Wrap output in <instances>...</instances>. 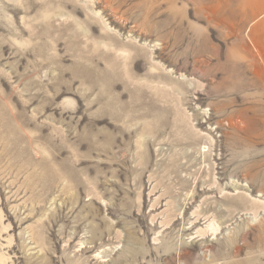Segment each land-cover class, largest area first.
Masks as SVG:
<instances>
[{"label":"rangeland","instance_id":"1","mask_svg":"<svg viewBox=\"0 0 264 264\" xmlns=\"http://www.w3.org/2000/svg\"><path fill=\"white\" fill-rule=\"evenodd\" d=\"M252 6L0 0V264H264Z\"/></svg>","mask_w":264,"mask_h":264},{"label":"bare ground","instance_id":"2","mask_svg":"<svg viewBox=\"0 0 264 264\" xmlns=\"http://www.w3.org/2000/svg\"><path fill=\"white\" fill-rule=\"evenodd\" d=\"M252 8H254V9H256L255 10V12H253L255 15H254V21H255V18L256 17H258V16H261V14H264V0H252ZM258 27V26H257ZM252 30H254V34H253V37L254 36H257V33H258V31H255L256 29H252ZM256 33V34H255ZM251 39V38H250ZM249 39V40H250ZM251 42V41H250ZM247 44H249V43H247ZM253 44V43H252ZM259 44V43H258ZM246 45V44H245ZM244 45V46H245ZM131 46V45H130ZM243 46V47H244ZM253 46H255L254 44H253ZM251 48H253V47H251ZM258 48V47H257ZM130 49H133V48H130ZM254 50V49H253ZM244 51H246V50H244ZM257 51V50H256ZM118 54V53H117ZM255 56V55H254ZM259 56V55H258ZM260 56H262V55H260ZM113 57V56H112ZM251 57V56H250ZM264 57V56H263ZM122 59V58H121ZM262 59V58H261ZM259 60V59H258ZM258 60H255L256 62H258ZM261 62V61H260ZM255 63V62H254ZM250 64V63H249ZM256 65V64H255ZM261 67V66H260ZM115 68V67H114ZM113 68V69H114ZM260 70V69H259ZM256 72V71H255ZM259 73V72H258ZM248 74V73H247ZM260 74V73H259ZM257 75V74H256ZM255 75V76H256ZM254 76V77H255ZM244 81V80H243ZM246 81H247V79H246ZM246 200V199H245ZM249 202V201H248ZM245 204V203H244ZM245 206H246V204H245ZM243 207H244V205H243ZM246 208V207H245Z\"/></svg>","mask_w":264,"mask_h":264}]
</instances>
